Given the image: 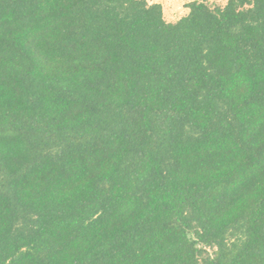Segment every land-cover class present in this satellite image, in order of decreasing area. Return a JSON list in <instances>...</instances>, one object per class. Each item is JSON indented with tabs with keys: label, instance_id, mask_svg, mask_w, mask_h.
Listing matches in <instances>:
<instances>
[{
	"label": "trees",
	"instance_id": "trees-1",
	"mask_svg": "<svg viewBox=\"0 0 264 264\" xmlns=\"http://www.w3.org/2000/svg\"><path fill=\"white\" fill-rule=\"evenodd\" d=\"M0 0V264H264V0Z\"/></svg>",
	"mask_w": 264,
	"mask_h": 264
},
{
	"label": "rangeland",
	"instance_id": "rangeland-1",
	"mask_svg": "<svg viewBox=\"0 0 264 264\" xmlns=\"http://www.w3.org/2000/svg\"><path fill=\"white\" fill-rule=\"evenodd\" d=\"M194 0H149L157 2L162 7L163 17L168 22H174L188 12L186 5ZM200 1V0H198ZM203 1V0H202ZM211 5H223L226 0H204Z\"/></svg>",
	"mask_w": 264,
	"mask_h": 264
}]
</instances>
